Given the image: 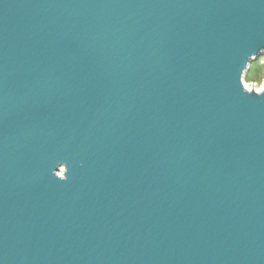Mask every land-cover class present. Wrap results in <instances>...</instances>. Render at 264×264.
<instances>
[{"label": "water", "instance_id": "obj_1", "mask_svg": "<svg viewBox=\"0 0 264 264\" xmlns=\"http://www.w3.org/2000/svg\"><path fill=\"white\" fill-rule=\"evenodd\" d=\"M264 0H0V264H264Z\"/></svg>", "mask_w": 264, "mask_h": 264}, {"label": "trees", "instance_id": "obj_2", "mask_svg": "<svg viewBox=\"0 0 264 264\" xmlns=\"http://www.w3.org/2000/svg\"><path fill=\"white\" fill-rule=\"evenodd\" d=\"M261 69V77H264V55H261L258 57V59H256L254 62L251 63V67L250 69L248 70L247 72V75H246V80L248 82H257L254 78H252L250 76L251 72L255 69ZM264 80V78H263ZM262 80V81H263ZM262 81L260 83H262Z\"/></svg>", "mask_w": 264, "mask_h": 264}, {"label": "built area", "instance_id": "obj_3", "mask_svg": "<svg viewBox=\"0 0 264 264\" xmlns=\"http://www.w3.org/2000/svg\"><path fill=\"white\" fill-rule=\"evenodd\" d=\"M262 53H264V52L262 51ZM262 53L260 52L258 55L254 56V57L251 59V63L254 62L256 59H258V57L261 56ZM263 55H264V54H263ZM250 67H251V65H250ZM250 67H249V69H250ZM249 69H248V70H249ZM247 72H248V71H247ZM246 75H247V73L245 74V76H244L243 79H242V83H243V86H244L245 89H247V88H250V89H258V88H260V87L264 84V82H262V83H258V82H248V81L246 80ZM260 84H261V85H260ZM259 85H260V86H259Z\"/></svg>", "mask_w": 264, "mask_h": 264}, {"label": "rangeland", "instance_id": "obj_4", "mask_svg": "<svg viewBox=\"0 0 264 264\" xmlns=\"http://www.w3.org/2000/svg\"><path fill=\"white\" fill-rule=\"evenodd\" d=\"M264 53H262V55H263ZM261 69H257V68H255L252 72H251V74H250V76L252 77V78H254L258 83H260L262 80H263V78L264 77H261ZM262 82H264V80L262 81ZM261 85V84H260ZM259 85V86H260Z\"/></svg>", "mask_w": 264, "mask_h": 264}, {"label": "bare ground", "instance_id": "obj_5", "mask_svg": "<svg viewBox=\"0 0 264 264\" xmlns=\"http://www.w3.org/2000/svg\"><path fill=\"white\" fill-rule=\"evenodd\" d=\"M261 53H262V51H261ZM247 90L249 92H254L256 94H260V93H262L264 91V84L260 88H258V89H250V88H247Z\"/></svg>", "mask_w": 264, "mask_h": 264}]
</instances>
